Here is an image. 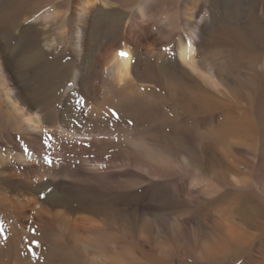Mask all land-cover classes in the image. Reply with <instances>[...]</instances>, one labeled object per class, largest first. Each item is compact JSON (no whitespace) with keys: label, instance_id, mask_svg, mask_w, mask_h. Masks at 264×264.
Masks as SVG:
<instances>
[{"label":"rangeland","instance_id":"374dc122","mask_svg":"<svg viewBox=\"0 0 264 264\" xmlns=\"http://www.w3.org/2000/svg\"><path fill=\"white\" fill-rule=\"evenodd\" d=\"M77 1L0 0L17 91L42 112L43 141L60 123L80 134L67 154H43L35 171L21 166V184L0 175V264H264V44L250 47L264 0H100L105 11L86 27L98 55L122 49L137 4L158 18L194 4L198 64L218 78L202 84L210 104L188 93L179 101L169 87L195 81L169 57L135 52L134 101L100 119L86 115L91 94L66 95L78 65L69 34ZM19 134L0 129V155L26 151Z\"/></svg>","mask_w":264,"mask_h":264},{"label":"bare ground","instance_id":"6f19581e","mask_svg":"<svg viewBox=\"0 0 264 264\" xmlns=\"http://www.w3.org/2000/svg\"><path fill=\"white\" fill-rule=\"evenodd\" d=\"M101 1H77L78 3H76L74 12L71 16L73 25L69 29V34L72 36V45L78 57V65L72 74L71 85L68 87L66 95L76 88L84 94H91L94 98V107H91V111L86 115L92 118H95V116L98 118L100 114H103L101 112H105L108 107H112L120 101H134L130 88L134 80L135 52H140L143 56L145 55L148 58L154 57L156 60L169 57L174 61L173 64L178 67L179 71L195 81L193 83L187 80V83L183 84L191 85V87H187L188 89H184L181 86L169 87L170 93L179 101L186 99L187 93V99L190 98L202 103H209L210 100H213L210 94L202 87V84L206 83L209 87H213L218 82V78L211 69H201L200 64H198L197 43L200 41V27L203 19L198 20V12H196L194 4L190 3L186 6L184 5L176 12H173L170 17L166 18H158L157 16V18L148 17L150 15L149 8L147 7L148 5L144 2L137 4L134 18H129L130 21L124 26L122 49L114 53L111 50L113 48L110 47L111 49L108 48L98 55L97 51L99 50L95 41L92 40L93 38L91 39L88 35L86 27L92 25V20L97 19L96 17L99 15L98 11H105L103 8L104 5L100 4ZM21 9V6L13 7V10L16 12ZM153 13L155 12L153 11ZM40 18L41 22L46 24L50 15L44 14ZM259 23L260 25L256 24L257 27L254 29L256 33L255 37L250 38L252 40L251 44L254 43L253 45L250 44L252 49H256L260 44H264V22ZM180 28H183V30L181 31ZM90 29L89 31H92V28ZM111 29L112 28H110V30ZM59 35L61 36V34ZM233 39L240 42L235 37H233ZM44 45L52 49V47L56 45V41L55 39H50ZM165 47L168 48L169 54L167 56H162L161 50ZM121 53H126L127 55L124 56L121 55ZM15 71L11 54L6 47V39L0 30V129L7 132L13 130L19 131L20 134L18 139L22 140L24 145H26V151L24 152L0 155V175H5L9 181L21 184V182H24L20 180L21 174L18 175L19 172H21V166H28V172H31V170L35 171L38 160L44 157L42 156L43 154L47 153L52 158L62 153L67 154L74 148L75 144H73V141L78 140L80 134L71 125L60 123L54 130V133L51 134L50 140L44 142L43 139L45 135H48L47 131L49 127H47L45 123L46 120H44L42 112L38 109H34L28 103H25L17 91L19 90V86L16 81ZM256 77L259 76L255 75L253 77L252 75V79ZM232 81V78H230L229 82ZM29 101L31 102V100ZM215 103L219 104L218 101H215ZM250 125L251 122L249 126L242 123L239 126H234V130H232L236 131L237 135L241 133L245 134L246 130L248 132V127H250ZM251 127H253V124ZM250 133H252V131H250ZM237 142L244 143L240 140H237ZM221 145L226 149L229 148L227 142ZM242 149L243 148H237L235 150H237L236 152H238V150L245 152V150ZM248 150L251 152L252 149H247V151ZM259 173L261 177H264L263 167L260 168ZM28 179L32 178L28 177Z\"/></svg>","mask_w":264,"mask_h":264},{"label":"snow or ice","instance_id":"6c2138e0","mask_svg":"<svg viewBox=\"0 0 264 264\" xmlns=\"http://www.w3.org/2000/svg\"><path fill=\"white\" fill-rule=\"evenodd\" d=\"M121 55H124V56H126L127 54L126 53H121ZM49 163H51V161H48Z\"/></svg>","mask_w":264,"mask_h":264}]
</instances>
